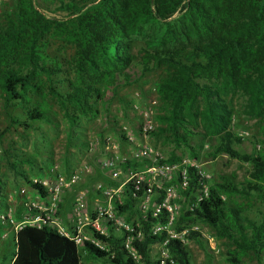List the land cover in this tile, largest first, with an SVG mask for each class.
I'll return each instance as SVG.
<instances>
[{
    "label": "trees",
    "instance_id": "16d2710c",
    "mask_svg": "<svg viewBox=\"0 0 264 264\" xmlns=\"http://www.w3.org/2000/svg\"><path fill=\"white\" fill-rule=\"evenodd\" d=\"M51 1L58 2L57 11L65 13L64 19L45 17L30 0H17L12 11L0 14V97L5 107L23 104L30 93L43 90L73 129L81 118L97 114V105L105 101L108 89L114 91L119 85L135 82L127 70L137 60L139 78L153 69L166 68L157 93L167 110L159 120L167 129L159 131H169L176 147L190 149L191 156L197 159L189 140L195 127L201 126L205 136L217 140L214 157L223 154L251 164L254 181L243 186L228 179L213 183L208 196L198 202L201 177L197 169L188 168L189 187L182 192L185 208L177 219L176 229L204 222L219 239L234 247L228 253L229 264H242L239 258L249 254L260 261L264 257V211L259 221H254L230 207L226 199L235 195L255 197L264 207V152L248 154L237 150L242 140L231 131L232 114L220 92L238 87L248 94L253 111L264 107V0ZM236 10L238 16L223 29L212 30L217 12L222 15ZM178 14H181L180 28L176 31L179 46L175 50L153 51L129 40L138 33L139 25H167ZM55 44L60 49H71V56L61 58L53 53L50 48ZM134 46L138 47L135 54ZM37 121L50 122L43 105L27 110L23 120L11 118L12 124L27 130ZM165 161L173 164L179 159L172 154ZM126 167L136 170L142 165L127 163ZM130 191L129 185L124 205L116 206V210L134 226L143 189L136 197ZM1 198L0 192V214L6 208ZM162 198L160 191L154 199ZM165 218L163 212L157 218L148 212L146 220L141 221L143 240L133 245L143 264H158L152 246L163 243L166 234L152 235L149 229L165 223ZM8 226L0 220V235ZM21 238L27 240L26 250ZM97 238L108 245L107 252L89 243L78 248L72 240L48 227L25 226L13 233L9 259L2 256L0 264H84V259L136 264L121 246V237L111 232L108 238ZM186 238L196 241L200 236L190 232ZM167 248L178 264H191L187 247L180 240H169Z\"/></svg>",
    "mask_w": 264,
    "mask_h": 264
},
{
    "label": "rangeland",
    "instance_id": "374dc122",
    "mask_svg": "<svg viewBox=\"0 0 264 264\" xmlns=\"http://www.w3.org/2000/svg\"><path fill=\"white\" fill-rule=\"evenodd\" d=\"M16 1L0 0L1 12L12 11ZM30 1L35 10L47 18H65L64 12L57 11L58 2ZM218 10L221 11V9ZM238 12L236 10L222 15L217 12L216 18L211 23L212 30L223 29L228 22L238 16ZM180 18L181 14L170 18L167 25L165 23L141 24L136 28L138 33L131 35L129 40L137 45H145L153 51L175 50L179 46L176 31L180 28L178 25ZM133 49V54L138 52V47L134 46ZM50 50L60 54L61 58L70 57L72 54L71 49L67 47L60 49L56 44L51 46ZM138 62L139 60L127 70L135 82L130 85H119L114 91L108 89L105 101L97 105V114L93 117L81 118L73 129L63 118L59 107L52 103L43 90L30 93L27 101L12 107H5L0 97V192L1 199L6 204L1 214H10L13 221L11 226H8L0 235V258L6 256L9 259L13 226L21 222L28 214L32 203L39 202L36 199L37 193L32 180L49 176L51 170L63 172L88 164L93 170L92 174L85 177L76 190L86 192L91 204L95 197L93 188L98 183L109 188L116 186L109 181L106 171L101 169L102 159L114 155L126 156L140 143L151 145L163 160L175 154L179 159L177 162L185 161L187 164H195L197 170L208 177V186L221 183L225 179L238 186L248 182L254 183L251 178L253 172L251 164L241 163L223 154L214 157V146L217 140L205 136L201 126L195 127L194 135L189 140V145L193 148L197 159L191 156L190 149L177 148L169 131L165 133L159 131L167 129L166 125L159 120V117L166 115L167 110L157 93V86L166 76L167 70L164 67L156 68L139 78ZM220 97L228 105L232 114L231 131L242 140V144L236 147L237 150L248 154H262L264 152V107L253 111L248 94L238 87L222 89ZM152 99L157 103L153 109L156 127L153 135L142 138L139 132L140 118L132 110V105L138 103L148 106V102ZM41 105L47 109L50 122L37 121L28 130L11 123L12 117L23 120L27 110ZM128 138L132 139V143L127 140ZM20 190H24V193L20 194ZM73 199L74 192L62 196L59 216L63 220L70 211ZM226 203L239 210L241 215L254 221H259L260 213L264 211L263 205L255 197L235 195L226 199ZM177 206L176 217H179L185 206L182 201L177 202ZM177 223L176 220L171 228L178 233L187 231L182 237V243L187 247L191 264H229L228 253H231L234 247L227 241L219 239L214 229L208 224L198 221L183 226L182 230L177 231ZM195 227L198 228L197 231H194ZM190 232H197L200 238L196 241L187 239L186 236ZM21 242L23 249L26 250L27 240L21 238ZM156 251L155 248L153 256L156 255ZM239 259L242 264H264V257L259 261L251 254L241 256ZM83 262L84 264H112L105 259H84Z\"/></svg>",
    "mask_w": 264,
    "mask_h": 264
},
{
    "label": "built area",
    "instance_id": "2783aa9c",
    "mask_svg": "<svg viewBox=\"0 0 264 264\" xmlns=\"http://www.w3.org/2000/svg\"><path fill=\"white\" fill-rule=\"evenodd\" d=\"M1 13V7H0ZM156 100L148 102V106L138 103L132 105V110L139 116V132L142 138H147L156 127L154 119V108ZM132 143V139H127ZM116 147V146H114ZM127 163L138 164L142 167L127 168ZM195 168V164L187 162L167 163L161 155L149 144H137L126 156H108L102 159L101 169L106 171L109 181L115 183L114 187H106L98 183L93 188V201L90 204L86 192L76 190L84 178L92 174V168L88 164H82L77 168L67 171L51 170L49 176L42 179L32 180L36 189L38 203L31 204L29 212L23 220L13 226L14 234L25 226L36 229L48 227L56 231L60 236L70 239L78 248H83L89 243L94 248L107 252L108 245L97 237L108 238L112 233L122 238L121 246L136 264H143L139 260L137 251L133 245L143 240L141 221H145L148 212L152 218H157L162 212L166 214L165 223H157L149 229L152 235L165 232L163 243L152 246V254L156 248V260L158 264H178L169 254L168 241L177 239L183 242L182 237L186 230L178 233L171 227L175 224L178 211L177 202L184 201L183 191L189 187L188 168ZM200 175L197 201L208 196V177L197 170ZM131 186L130 195L136 194L143 189L140 203L137 205V215L134 218V226L126 222L124 215L119 214L116 206L124 205V193ZM42 191V192H41ZM163 192L161 201H155L158 192ZM74 192V199L70 207L68 222L59 216V205L62 196ZM24 190H20L23 194ZM224 199V198H223ZM189 209H191L189 207ZM0 220L11 226L13 223L11 215L1 214ZM198 228L195 227L194 231Z\"/></svg>",
    "mask_w": 264,
    "mask_h": 264
},
{
    "label": "crops",
    "instance_id": "0c3cea01",
    "mask_svg": "<svg viewBox=\"0 0 264 264\" xmlns=\"http://www.w3.org/2000/svg\"><path fill=\"white\" fill-rule=\"evenodd\" d=\"M67 196H65V197H67ZM67 216H68V214L64 217V220L66 221V223L68 222Z\"/></svg>",
    "mask_w": 264,
    "mask_h": 264
}]
</instances>
